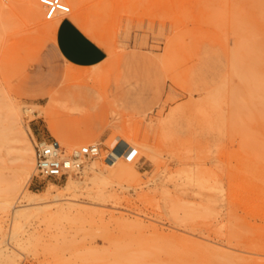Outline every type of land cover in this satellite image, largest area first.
<instances>
[{"label": "rangeland", "instance_id": "rangeland-1", "mask_svg": "<svg viewBox=\"0 0 264 264\" xmlns=\"http://www.w3.org/2000/svg\"><path fill=\"white\" fill-rule=\"evenodd\" d=\"M33 1L0 0V113L17 107L33 149L134 155L42 178L1 113L0 264H264V0H64L52 19ZM65 16L106 47L101 64L56 54Z\"/></svg>", "mask_w": 264, "mask_h": 264}, {"label": "built area", "instance_id": "built-area-1", "mask_svg": "<svg viewBox=\"0 0 264 264\" xmlns=\"http://www.w3.org/2000/svg\"><path fill=\"white\" fill-rule=\"evenodd\" d=\"M45 6L46 18L51 19L57 13H69L71 6L64 0H40ZM131 145L115 146L104 153L100 143H87L69 151L55 137H44L34 142L35 171L42 178L61 179L80 171L87 161L103 158L107 164L119 160L133 159Z\"/></svg>", "mask_w": 264, "mask_h": 264}, {"label": "crops", "instance_id": "crops-1", "mask_svg": "<svg viewBox=\"0 0 264 264\" xmlns=\"http://www.w3.org/2000/svg\"><path fill=\"white\" fill-rule=\"evenodd\" d=\"M53 34L56 54L71 65L93 67L107 58L106 47L71 17L65 16L59 19ZM50 125L56 129L57 123L51 122Z\"/></svg>", "mask_w": 264, "mask_h": 264}, {"label": "bare ground", "instance_id": "bare-ground-1", "mask_svg": "<svg viewBox=\"0 0 264 264\" xmlns=\"http://www.w3.org/2000/svg\"><path fill=\"white\" fill-rule=\"evenodd\" d=\"M76 2H78V1H76ZM35 4H36L35 1L30 0L29 9L31 11L30 10L29 11L32 12V13H34L35 10H36ZM69 16H71V15H69ZM74 21H75V19H74ZM8 107L9 106H7V108ZM3 108H4V106H3ZM3 108L0 107V109H3ZM6 110H8V109H6ZM22 112H24L25 114H29V115H34V114L36 115L37 114L36 113L37 110H34L32 108H29V107H23L22 108ZM4 113H2V114H4L3 117L8 116L7 117V120L5 118L6 124L5 125L3 124L4 125V127H3V131H4L3 132V135L7 139V140L5 139V141L10 142V144H11V142H15L14 144L17 143V145H15L12 148H16L18 150V152L20 153V155H19L18 158L22 161V166L25 167V168L26 167H30V169H33L34 168V164H35V153H34V149L32 148V146L28 142V139H27V136H26V130H25V127H24V125L22 123V120L20 118L19 111H18L17 107L15 105H12L9 108V112H5L4 111ZM2 114H1V116H2ZM5 120H3L2 122H4ZM2 139H4V138H2ZM1 142H0V145L2 144ZM87 166L88 167L89 166L90 167H93V163L92 164H88L87 163ZM31 177H32L31 171H27V175L24 177V180L29 181L31 179ZM81 181L82 180H81L80 177L70 176V178L67 181V183L64 186V188L65 189H70V188L72 189V187L74 185H77V184L81 183ZM16 184L19 185V184H21V182H18L17 181ZM55 185L56 184H54V183L51 184L50 187L48 188V190L50 191L53 187H55ZM34 195H36V197L27 199V202L24 203V205H23L24 207L31 206V205H36L35 201H37L36 200L37 197L41 198V196L38 193H35ZM25 209L26 208H21L19 210H16V212H15V214L13 216L16 219V221H17L16 222V225H19L20 224L19 223V221H20L19 219H21V217L25 214V212H26ZM16 227H18V226H16ZM16 234H17L16 231L12 232L11 238H14L16 236Z\"/></svg>", "mask_w": 264, "mask_h": 264}]
</instances>
